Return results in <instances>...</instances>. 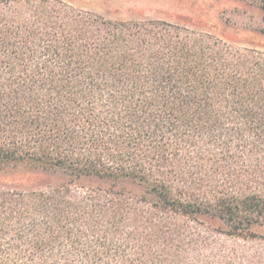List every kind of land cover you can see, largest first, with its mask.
<instances>
[{"label": "trees", "instance_id": "obj_1", "mask_svg": "<svg viewBox=\"0 0 264 264\" xmlns=\"http://www.w3.org/2000/svg\"><path fill=\"white\" fill-rule=\"evenodd\" d=\"M247 43L0 0V168L65 176L0 185V264H264V40Z\"/></svg>", "mask_w": 264, "mask_h": 264}, {"label": "rangeland", "instance_id": "obj_2", "mask_svg": "<svg viewBox=\"0 0 264 264\" xmlns=\"http://www.w3.org/2000/svg\"><path fill=\"white\" fill-rule=\"evenodd\" d=\"M102 17L115 20L164 19L218 36H235L247 43L264 40V10L245 0H67ZM248 44V43H247ZM62 172L45 170L30 163L0 168V185L24 189L59 184ZM91 183L100 181L92 179ZM134 193L142 188L131 180L119 183Z\"/></svg>", "mask_w": 264, "mask_h": 264}]
</instances>
